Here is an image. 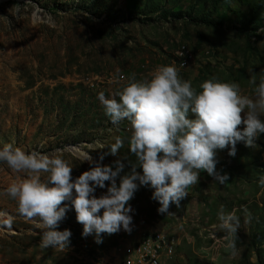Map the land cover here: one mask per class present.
<instances>
[{
  "label": "rangeland",
  "instance_id": "374dc122",
  "mask_svg": "<svg viewBox=\"0 0 264 264\" xmlns=\"http://www.w3.org/2000/svg\"><path fill=\"white\" fill-rule=\"evenodd\" d=\"M137 2L134 12L127 0H0V144L59 150L73 178L89 168L77 150L93 160L103 156L102 164L120 159L127 171L135 157L126 141L117 156L106 153L114 137L128 136L130 128L127 121L118 127L109 123L98 92L115 97L129 76L148 78L156 66L167 64L197 90L215 76L238 83L241 94L252 97L248 79L250 70L258 74L264 68V29L258 26V35L248 39L233 23L220 26L214 14L203 22L211 0ZM255 2L227 0L230 20L250 14ZM180 12L183 18L174 16ZM259 14L264 18V2ZM236 149L234 157L227 149L217 151L216 168L228 175L223 184L201 170L180 206L169 205L170 214H158L151 190L139 188L129 201L135 209L132 231L102 234L100 244L91 235L81 237L82 225L69 203L58 228L72 233L63 250L40 246L38 218L19 215L5 192L18 174L0 166V264H123L130 245H151L156 236L167 235L173 251L162 247L159 264H264V187L257 183L264 174V134L256 147L238 143ZM221 207L239 218L236 232L227 237L234 250L218 227Z\"/></svg>",
  "mask_w": 264,
  "mask_h": 264
},
{
  "label": "clouds",
  "instance_id": "9594fccd",
  "mask_svg": "<svg viewBox=\"0 0 264 264\" xmlns=\"http://www.w3.org/2000/svg\"><path fill=\"white\" fill-rule=\"evenodd\" d=\"M127 79L115 97L98 92L96 98L110 124L118 127L127 121L130 134L114 137L106 155L117 156L126 141L135 157L129 170L120 159L102 164L103 156L93 160L85 153L81 162L87 161L89 168L73 178L72 167L59 150L41 152L0 144V166L18 174L5 192L16 202L19 215L38 218L42 248L69 247L71 231L58 230L69 203L82 225L81 237L91 235L96 244L103 242L102 234L132 231L135 209L129 201L141 187L151 190L158 214H170L169 205L180 206L201 170L220 184L228 179L216 168L218 150L227 149L228 156L234 157L238 143L254 148L264 134V68L258 74L250 70L252 97L241 94L238 83L215 76L202 81L197 90L167 64L156 66L148 78ZM257 183L264 187V174ZM105 187L99 196L94 194ZM216 218L227 247L234 250V241L227 237L239 226L235 210L225 212L221 207Z\"/></svg>",
  "mask_w": 264,
  "mask_h": 264
},
{
  "label": "trees",
  "instance_id": "16d2710c",
  "mask_svg": "<svg viewBox=\"0 0 264 264\" xmlns=\"http://www.w3.org/2000/svg\"><path fill=\"white\" fill-rule=\"evenodd\" d=\"M189 1V3H191L194 0H187ZM227 0H211L212 2V11L209 13L210 15L208 16V18L203 17V22H207L209 21L211 15H215V16H219L220 20V26L223 25V22H230L233 23L237 26V29H240V31H242V33H244L245 37H251V36H257L258 35V29L262 28L264 29V18H262L259 14V10L261 8V6L263 5L264 0H256V2L252 5V11L250 14H237V18H235L234 20H230L229 16H228V8H227ZM127 7L130 11H134L137 12L139 10V4L137 2V0H127ZM225 8V9H223ZM193 10V9H192ZM175 12H179V9H177V11ZM231 13L234 14L233 11H230ZM192 12L190 11L189 14L187 13V15H191ZM182 12H180V14H174L175 17H182L183 18ZM186 17V16H185ZM192 17V15L190 16V18ZM210 24V22H209ZM256 25V27L258 28H254L253 27ZM251 35V36H250ZM250 43H248L249 46ZM252 50H254V48H251Z\"/></svg>",
  "mask_w": 264,
  "mask_h": 264
},
{
  "label": "built area",
  "instance_id": "2783aa9c",
  "mask_svg": "<svg viewBox=\"0 0 264 264\" xmlns=\"http://www.w3.org/2000/svg\"><path fill=\"white\" fill-rule=\"evenodd\" d=\"M176 55H181V52L178 50ZM150 242L151 245L148 242L141 245V241L138 244L130 245L126 250L127 254L123 264H153V257H158L159 247H168L173 251L168 236L162 238L156 236Z\"/></svg>",
  "mask_w": 264,
  "mask_h": 264
},
{
  "label": "bare ground",
  "instance_id": "6f19581e",
  "mask_svg": "<svg viewBox=\"0 0 264 264\" xmlns=\"http://www.w3.org/2000/svg\"><path fill=\"white\" fill-rule=\"evenodd\" d=\"M77 153H78V155H80V156H83V152L82 151H80V150H77ZM171 242V244H173V240L172 241H170ZM161 248L162 247H159V252L161 251ZM153 264H159V259L157 258V257H153Z\"/></svg>",
  "mask_w": 264,
  "mask_h": 264
}]
</instances>
